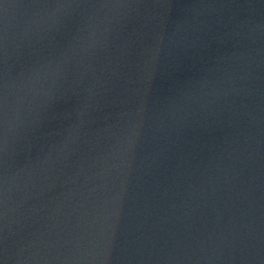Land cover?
Masks as SVG:
<instances>
[{
	"label": "water",
	"instance_id": "water-1",
	"mask_svg": "<svg viewBox=\"0 0 264 264\" xmlns=\"http://www.w3.org/2000/svg\"><path fill=\"white\" fill-rule=\"evenodd\" d=\"M0 264H264V0H0Z\"/></svg>",
	"mask_w": 264,
	"mask_h": 264
},
{
	"label": "snow or ice",
	"instance_id": "snow-or-ice-1",
	"mask_svg": "<svg viewBox=\"0 0 264 264\" xmlns=\"http://www.w3.org/2000/svg\"><path fill=\"white\" fill-rule=\"evenodd\" d=\"M56 2L60 5V6H71L72 4H80V3H87L88 0H56ZM3 189L2 187H0V215H2V208H3ZM2 237H0V243H2ZM0 251H2V249H0Z\"/></svg>",
	"mask_w": 264,
	"mask_h": 264
}]
</instances>
